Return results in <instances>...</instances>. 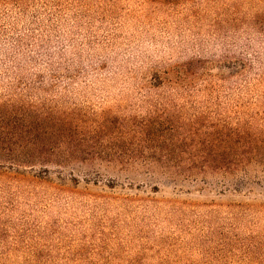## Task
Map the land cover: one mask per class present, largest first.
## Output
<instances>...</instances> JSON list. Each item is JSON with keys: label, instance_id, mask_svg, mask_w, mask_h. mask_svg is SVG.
Listing matches in <instances>:
<instances>
[{"label": "rangeland", "instance_id": "rangeland-1", "mask_svg": "<svg viewBox=\"0 0 264 264\" xmlns=\"http://www.w3.org/2000/svg\"><path fill=\"white\" fill-rule=\"evenodd\" d=\"M0 100L60 148L0 175V264H264V158L195 167L264 130V0H0Z\"/></svg>", "mask_w": 264, "mask_h": 264}, {"label": "trees", "instance_id": "trees-1", "mask_svg": "<svg viewBox=\"0 0 264 264\" xmlns=\"http://www.w3.org/2000/svg\"><path fill=\"white\" fill-rule=\"evenodd\" d=\"M189 67L191 68L190 65ZM2 101L4 100H0V120L1 123L5 124H1L0 127V159H6L10 166L4 167L0 162V175L17 179L18 176L25 174L24 169L27 167L33 168L36 162L50 163L56 157L60 148L47 144L45 141L41 142L39 137H35V134L29 129L22 130V132L15 131L14 126H17V123L20 126L26 122L25 115L21 114V116L15 118L16 112L7 114V111L12 109L13 104L10 103V100ZM28 116L30 118L28 121H40L42 119L38 116L32 117L31 114ZM31 124L32 122L30 126ZM221 141L225 142L224 148H220V144H218L214 150L209 148L200 149L197 157L201 159V162L195 165L198 170L202 172L231 171L245 161L249 162L259 157L264 158V130H253L248 126L231 127L223 139L220 136L217 137V142L220 143ZM68 149L65 150L68 155L82 156L91 153L83 147H69ZM43 172H49L47 166H45ZM34 176L37 177L38 175L34 174Z\"/></svg>", "mask_w": 264, "mask_h": 264}]
</instances>
